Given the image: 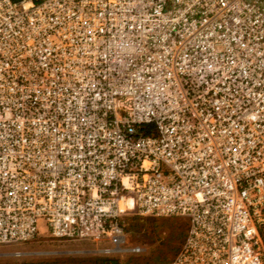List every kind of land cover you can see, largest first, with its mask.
Masks as SVG:
<instances>
[{
    "label": "built area",
    "instance_id": "built-area-1",
    "mask_svg": "<svg viewBox=\"0 0 264 264\" xmlns=\"http://www.w3.org/2000/svg\"><path fill=\"white\" fill-rule=\"evenodd\" d=\"M130 213L186 236L117 264H264V0H0V245Z\"/></svg>",
    "mask_w": 264,
    "mask_h": 264
},
{
    "label": "rangeland",
    "instance_id": "rangeland-1",
    "mask_svg": "<svg viewBox=\"0 0 264 264\" xmlns=\"http://www.w3.org/2000/svg\"><path fill=\"white\" fill-rule=\"evenodd\" d=\"M124 220L127 238L119 246L40 235L31 241L0 245V264H99L100 258H108L106 264L160 261L174 255L185 234L180 235L186 220L180 216L130 213ZM134 247L141 250L134 251Z\"/></svg>",
    "mask_w": 264,
    "mask_h": 264
},
{
    "label": "trees",
    "instance_id": "trees-1",
    "mask_svg": "<svg viewBox=\"0 0 264 264\" xmlns=\"http://www.w3.org/2000/svg\"><path fill=\"white\" fill-rule=\"evenodd\" d=\"M187 227H188V224H187V221L185 220V228L182 230V232L180 233V235L183 233V232H185V234H184V237H183V239L181 240V242H180V244H179V246H178V249L176 250V252L174 253V255L178 252V250L180 249V247H181V245H182V243H183V241H184V239H185V236H186V232H187ZM173 255V256H174ZM172 256V257H173ZM171 257V258H172ZM157 258V256L156 257H154V260ZM168 259H170V258H168ZM168 259H161L160 261H165V260H168ZM108 260V258H100V262H99V264H106V261ZM145 262H149V261H145ZM153 262H157V261H153ZM126 263H129V262H126Z\"/></svg>",
    "mask_w": 264,
    "mask_h": 264
}]
</instances>
